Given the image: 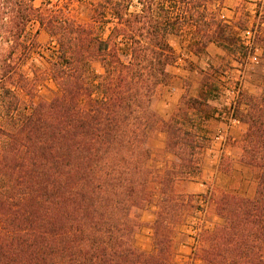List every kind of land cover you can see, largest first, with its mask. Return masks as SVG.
<instances>
[{"label": "trees", "instance_id": "1", "mask_svg": "<svg viewBox=\"0 0 264 264\" xmlns=\"http://www.w3.org/2000/svg\"><path fill=\"white\" fill-rule=\"evenodd\" d=\"M222 1L91 0L82 19L69 2L0 0V264H264V83L236 101L246 127L240 163L256 170L251 197L177 190L198 179L209 140L200 122L216 86L167 119L152 106L172 79V34L187 29L197 52L209 43L244 57L264 52V0L231 19L211 8ZM33 21L48 35L44 78L24 68L41 56ZM44 79L56 89L41 97ZM153 131L175 158L167 167L153 164ZM151 204L152 247L144 250L134 241L135 210ZM188 207H212L219 221L193 226L184 259L178 225Z\"/></svg>", "mask_w": 264, "mask_h": 264}, {"label": "rangeland", "instance_id": "2", "mask_svg": "<svg viewBox=\"0 0 264 264\" xmlns=\"http://www.w3.org/2000/svg\"><path fill=\"white\" fill-rule=\"evenodd\" d=\"M44 1L34 0L33 3L36 7L41 6L43 8L45 7L43 6ZM49 1L52 6L56 4L65 5L69 2L67 4L71 7L74 15L86 19L87 12L85 10L89 8L86 3L91 0ZM253 1L223 0L216 2L211 8H215L217 13L224 18L231 19L239 15V6L241 5H244L247 12L253 14ZM28 31L36 35L41 44V56L34 53L32 60H28L24 68L31 65L37 67L43 72L44 78L48 66L46 60L50 53L48 35L34 21L29 24ZM169 41L175 50L177 60L169 68L172 79L168 85L160 88L153 99L152 106L155 111L167 119L177 107H187L185 103L189 98L198 99L201 88L216 86V90L207 97L211 108L210 116L200 122L209 140L203 151L198 154L201 170L197 175L198 179L180 184L177 190L184 193L205 194L209 188L215 187L220 191L228 189L238 195L251 197L256 187V170L240 163L239 140L246 127L237 118L236 101L239 98V93L254 94L260 84L264 83V52L260 47H256L254 54L244 57L240 54L225 52L215 43H209L204 51L197 52L196 46L191 44V36L187 29L180 34L170 35ZM93 66L98 72L101 71L98 62L93 63ZM39 84L41 97L47 96L50 91L56 89L49 79L41 80ZM232 118L236 119L237 122H233ZM149 146L153 154L154 165L164 168L175 161V158L166 150L163 133L151 132ZM155 210L156 207L152 204L143 209L135 210L140 226L134 241L140 249L149 250L152 247L150 225L154 219ZM200 220H204L207 225L211 226L218 222L219 218L212 207L207 208L206 214L202 210L186 208L182 224L178 225V229L181 231L179 240L184 243L180 247L185 256L184 259L190 254L194 244L193 226ZM188 234L191 236H187ZM194 264L200 263L195 260Z\"/></svg>", "mask_w": 264, "mask_h": 264}, {"label": "built area", "instance_id": "3", "mask_svg": "<svg viewBox=\"0 0 264 264\" xmlns=\"http://www.w3.org/2000/svg\"><path fill=\"white\" fill-rule=\"evenodd\" d=\"M250 35H251V34H250V32H249V31H246V32H245V37H246V38H248V39H249V38H250ZM233 103H234V102H233ZM232 121H233V122H237V120H236V119H234V118H232Z\"/></svg>", "mask_w": 264, "mask_h": 264}]
</instances>
